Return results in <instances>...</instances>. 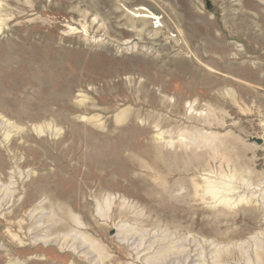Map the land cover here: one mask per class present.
Listing matches in <instances>:
<instances>
[{"label":"rangeland","instance_id":"rangeland-1","mask_svg":"<svg viewBox=\"0 0 264 264\" xmlns=\"http://www.w3.org/2000/svg\"><path fill=\"white\" fill-rule=\"evenodd\" d=\"M0 264H264V0H0Z\"/></svg>","mask_w":264,"mask_h":264},{"label":"bare ground","instance_id":"bare-ground-1","mask_svg":"<svg viewBox=\"0 0 264 264\" xmlns=\"http://www.w3.org/2000/svg\"><path fill=\"white\" fill-rule=\"evenodd\" d=\"M63 220H64V224L63 227L67 230V235L65 236H71L72 237V241H74L75 239H77L78 237L76 236H72L70 235L71 230H69L68 225L72 222L74 223L76 226L80 227L82 226L81 222L79 221V219H77V217H74L71 213H65L63 212V216H62ZM79 234V233H78ZM82 241H86V238L81 237Z\"/></svg>","mask_w":264,"mask_h":264}]
</instances>
